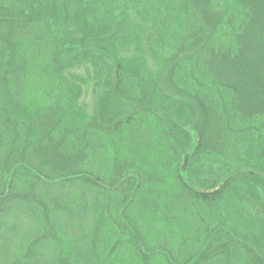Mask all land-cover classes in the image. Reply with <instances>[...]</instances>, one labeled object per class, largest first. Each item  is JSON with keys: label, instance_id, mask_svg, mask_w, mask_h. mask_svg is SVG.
<instances>
[{"label": "rangeland", "instance_id": "rangeland-1", "mask_svg": "<svg viewBox=\"0 0 264 264\" xmlns=\"http://www.w3.org/2000/svg\"><path fill=\"white\" fill-rule=\"evenodd\" d=\"M6 1L8 0L4 2ZM24 1V9L19 11H14L18 7L15 5L16 0L7 4L10 13L19 16L18 22L11 25L0 20V37H6L10 32V40L14 43L11 52L0 54L2 63L0 117H4L12 108L11 101L4 99L6 96L8 98L9 92L12 91V97L16 102L14 104L18 106L16 109H19L17 112L21 113L20 117L16 114L14 118L15 121L18 120L17 123L23 130L25 124L28 123L25 112L23 108L21 109L23 103L27 107V114L30 115L33 111H38V99L44 100L50 97V81L46 80L45 83L38 85L34 78L38 63L36 57L38 43L44 37L42 30L38 29L40 27L38 22L46 21L52 38L55 40L58 58L65 68L63 73L70 81L83 89L79 106L90 116L93 124L106 128L127 117L138 115L144 116L142 123H152L151 126L155 129L160 119H165L164 121L178 127V90L181 89L182 76L204 85L203 77L198 72L197 59L210 47L208 45L211 38L204 18L210 11L211 0H162V3L159 0L160 7L174 6L176 10L174 12L175 22L172 21L176 30L172 37H168L169 39L164 38L155 26L157 24L164 27L168 22V17L164 14L155 22L149 9V6L152 7L150 0H137L142 3L138 5L130 3L133 0ZM226 1L229 4L230 14L235 17L238 32L236 39L243 28V23L239 18L241 0ZM1 13L6 14L7 12L0 9ZM19 19L22 20L20 23ZM125 20L130 26L131 35L128 39L119 37L120 27ZM14 25H16L15 28ZM0 46L9 49L4 43ZM89 49L90 51L86 52ZM140 72L151 75L154 85L153 93L171 101L169 108L161 110L154 105H143L138 102V99L126 98L122 95L119 78H125L127 80L126 89L134 93L140 85L132 80L137 75L139 79ZM8 87L11 88L8 89ZM48 104L46 103V108ZM180 105L183 108V112H180L183 122L190 123L193 118L199 119L201 109L197 103H193V112L188 106ZM203 112L206 117V112L204 110ZM41 120L44 121L40 122L44 125L45 131L48 128L49 132L53 119L47 114L46 116L42 114ZM199 120L198 131L194 121L192 126L189 125L186 129L190 145L186 146L181 154L180 174L182 178L195 189L196 193L212 194L229 179L237 177V185L241 190L233 192L228 190L219 202L204 201V203L201 201L207 220L212 221L213 227L218 225L213 233L208 238V233L212 228L209 227L207 231L203 213L192 204L190 199L186 200L184 196L182 198L180 193L177 199V215L171 210L172 206L167 208V204L176 202V198L174 196L172 199H167L164 194H161L163 189L161 171L158 174L147 176L148 181L150 180V188L146 186L141 198L136 200V188L141 186L140 181L145 176V171L140 164L135 165L137 167H130L132 162L129 165L128 162H124L122 157L129 158L128 153L119 149L116 141L108 135L106 141L110 145L109 150L113 160L111 176L118 183L117 194L120 193L121 198L126 196L127 199L123 206L124 219L129 222L134 231H138L145 249L153 252L151 255L160 257L146 264H156L159 261H163V264H173L176 260L167 256L169 250L178 255V264H202L201 261L209 262L215 257H202L201 261L196 262L197 255L194 253L205 250L208 254L218 255L219 253L224 256L223 250L231 248L234 244L237 247V254H240L238 259L233 260L235 264H264V172L248 166L241 168L238 166L239 163H233L225 156V153H233L235 156H238V153L233 146L228 144L229 135L220 132L217 124L207 135L206 143L210 146V150H202L197 155L202 138L203 118ZM259 124L264 126V122ZM37 128L39 130H34L32 133V140L46 141L47 144L51 139H48L47 135L43 136L40 126ZM56 135L58 144L64 141L70 144L73 142L71 134L65 137L61 134ZM27 137V133L23 131L18 140L21 143L27 142ZM56 146L49 147L52 152L48 150L45 154L49 160L48 169L45 171L49 174L46 175L47 180L36 176L32 169L25 166L16 171L19 173L14 180L17 189L16 201L13 196H7L6 190L4 191L0 171V264H15L20 258L24 259V264H58L62 244H59L57 248L56 240L53 239H60L70 234L79 236L84 226L87 227L91 223L90 216L94 210L88 205H82L79 213H77L79 208L77 209L76 206L75 214L67 212L71 219L74 215L78 217L73 222L67 219L63 221L65 229H60L59 224L55 225L49 221L48 216L53 215L52 211L47 216L42 213L41 209L39 210L45 201L50 203V209L53 207L56 200L53 195L55 193L70 191L72 196H77L81 200L83 195L87 194L86 191L93 198L100 193L99 191L98 193L93 192L95 191L94 186L86 185V177L80 175H66L71 179L78 178L75 183L70 181L60 183V181L52 184L55 177L64 173H72V171L76 172L82 164L81 154L71 156L67 160L62 153L57 151ZM226 147L230 148L225 149ZM4 151H6L5 148L2 152ZM257 152L258 150L253 151L254 155ZM127 180L134 185L130 190L131 184L126 185ZM84 188H86L85 192ZM242 200H247V202L243 203ZM232 202L234 203L231 209ZM238 202H241V208L250 210L251 214L246 215L248 217L235 212ZM253 211L260 213L257 218L261 220L260 222L255 221ZM107 214L111 217L109 208ZM191 221L197 227L202 224L203 229L208 233L201 234L200 227L197 229ZM37 222L40 223L39 228H37ZM59 230L64 231V234L61 235ZM43 235H49L51 239L44 236L41 241L40 237ZM202 240H205L204 246ZM250 250L252 252H249ZM133 254L128 264H137L134 262L137 253ZM191 256L195 261L188 263L187 260ZM231 261V256L225 257L226 264H230Z\"/></svg>", "mask_w": 264, "mask_h": 264}, {"label": "trees", "instance_id": "trees-1", "mask_svg": "<svg viewBox=\"0 0 264 264\" xmlns=\"http://www.w3.org/2000/svg\"><path fill=\"white\" fill-rule=\"evenodd\" d=\"M4 1L0 0V9L7 13H1L0 20L13 25L18 22L19 16L11 14L7 4L14 2V0H11V2L10 0ZM23 1L16 0L18 4L15 3V5L18 7L14 11L24 9L25 1ZM158 1L150 0L149 3L152 7L149 6V9L155 22L162 18L164 14L168 17L169 23L165 21L164 27L157 24L155 26L164 38L169 39L168 37H172L173 32L176 30V26L172 25V21L175 22L174 12L176 10H174V6L160 7ZM130 3L142 4L137 0ZM210 7V11L206 13L204 18L211 38L208 45L210 46L209 52H204L201 57L199 56L200 62L199 58L197 59L198 72L203 77L204 85L182 76L181 89L178 90V127L164 121L165 119H160L161 123H156L157 130L151 126L152 123H142L144 116L138 115V117L136 115L127 117L125 120L106 128L93 124L90 116L79 106L83 89L64 75L65 68L58 58L55 40L52 38L46 21L38 22L40 26L38 29L42 30L44 37L38 43L36 56L38 63L34 71V78L38 85L45 83L46 80L50 81V97L44 100L38 99V111H33L30 115L27 114V107L23 103L24 106L22 105L21 109L23 108L25 118L28 119V123L25 124L23 130L19 127L18 120L15 121L14 118L16 114L20 117L21 113L17 112L19 109H16L18 106L14 104L16 102L12 97V91L9 92L8 98L7 96L4 98L5 101H8V99L11 101L12 108L10 109L12 110L8 108L7 114L0 117V148L2 151L3 148L6 150L4 152L0 150V171L4 191L6 190L7 196H13L14 201H16L17 189L14 180L19 175L16 171L25 166L32 169L36 176L44 177L47 180L46 175L49 174L45 171L48 169L49 164L47 163L49 160L47 156L45 157V154L48 150H50V153L52 152L49 147L58 144V140L55 138L56 134H61L64 137L72 135L73 142L71 144L64 141L62 144H58L56 149L67 160L71 156L81 154L82 164L76 172L72 171V173H64L55 177L52 184L60 181V183L67 181L75 183L78 178L71 179L66 175H80L86 177V185L94 186L95 191L93 192L98 193L99 191L100 193H98V197L93 198L86 191L87 194L83 195L81 200L77 196H72L68 190L69 192L64 191L61 194H53L56 200L54 204L52 203L53 207L51 209L49 202L45 201L44 204H41L39 210L41 209L42 213L47 216L52 211L53 215L48 216L49 221L55 225L59 224L60 229H65L62 224L63 221L67 219L73 222L78 217V215H74L71 219L67 214V212L75 214V206L77 209L79 208L77 213L81 212L82 205H88L94 210L92 216H90L91 223L87 227L84 226L85 228L79 236L70 234L64 235L60 239H53L56 240L57 248L59 244H62L58 264H128L135 252L137 258L134 262L137 264H146V262H151L155 258L160 259V257L151 255L153 252L145 249L143 239L139 237L138 231H134L129 222L124 219L123 206L126 204L127 199L126 196L121 198L120 193L117 194L116 187L118 183L111 176L113 160L112 153L109 150L110 145L106 141L108 135L116 141L119 149L128 153L129 158L122 157L124 162H128V165L132 162L130 167H137L135 165L140 164L145 171V176L141 177L142 181H140L142 184L139 183L141 186L138 187V184V188H136V200L141 198L146 186L148 189L150 188V180L148 181L147 176H152L154 173L158 174L161 171L163 180L161 194H164L167 199H172L174 196L176 198V202L168 203L167 208L172 206L171 210L177 215L178 193L182 198L184 196L186 200L190 199L192 204L196 205L203 213L207 231L209 227L212 230L208 233L203 229L202 224L197 227L195 223L191 222L197 229L200 227L199 232L201 234L208 233V238L218 225L213 227L211 225L212 221L207 220V217H205L206 211L203 209L201 201L207 203L219 202L228 190H232V192L241 190L237 185V177L229 179L212 194L196 193L195 189L184 181L180 174V165L181 154L185 151V147L190 145V138L186 130L187 126H192L194 121L198 131L200 127L199 119L203 118L202 138L199 142L197 155L202 150H210V146L206 143L207 135L213 131L214 125L217 124L220 132L229 135L228 144L233 146L238 153V156L233 155V153H225V156L231 159L233 163H239L238 166L241 168L248 166L264 172V163H261L264 161V126L259 124L264 122V117H262V115L264 116V0H241L239 18L243 23V28L239 32L240 36L236 39L238 32L235 26V17L230 14L227 1L211 0ZM163 9L164 12H162ZM21 21L19 19V23ZM129 32L130 26L125 20L120 27L119 37L128 39L131 35ZM10 37V32L6 37H0V44L4 43L9 48H1L0 46V54H8L14 48V43L10 40ZM88 51L90 49L86 50V52ZM156 53L159 54V52ZM1 68L2 63L0 62V70ZM119 81L120 92L126 98L133 97L132 99H138V102L143 105H154L161 110L171 106V101L153 93V78L148 73L140 72L139 79L137 75L132 80L140 85L134 93L126 89L125 82L127 80L125 78L120 77ZM10 88L8 87V89ZM194 102L201 109V114L198 115L199 119L195 120L193 118L192 122L185 123L182 121L183 116H180V112H183L180 104L188 106L193 112ZM46 103H49L47 108ZM203 110L206 112V117ZM42 114L45 116L47 114L53 119V125L49 132L48 128L45 131L44 125L40 122L43 121L41 120ZM156 115L160 116L161 114ZM39 126L43 131V136L47 135L48 139H51L47 144L46 141L36 142L32 140V133H34V130L38 131L37 127ZM153 130L156 132L154 133ZM23 131L27 133L28 141L21 143L18 139ZM227 147L225 149L230 148ZM257 150V154L254 155L253 151ZM40 153L44 156L41 157ZM259 164L261 165L258 166ZM130 182H132V179H130ZM130 182L127 180L126 185H130ZM133 186L131 184L129 190ZM49 189L51 188L49 187ZM85 190L86 188L83 189L84 192ZM242 202H247V200H242ZM233 203H231V209ZM108 208L111 217H108ZM235 209L237 210L235 212L243 217H248L246 215L251 214L247 208H241V202H238ZM259 214L258 211L254 213L255 221H261L257 219L260 216ZM36 225L39 228L40 223L37 222ZM83 225H86V223H83ZM41 228L43 229L44 225ZM60 233L63 235L64 231H60ZM135 233L136 235H134ZM44 236L51 239L49 235H43L40 237L41 241ZM202 242L204 246L205 240H202ZM131 246L134 248L133 250ZM112 248L114 250H111ZM158 250L162 251L161 249ZM223 252L225 253L224 256L219 253L218 255L208 254L205 250H200L199 253L194 254L197 255L196 262L201 261L202 257H215L209 262L201 261L202 264H226L225 257L227 258V256H231L232 261L230 264H235L233 260L238 259L240 256V254H237L235 244L231 248L223 250ZM249 252H252V250ZM167 253V256H171L176 260L173 264H178V255L170 250ZM192 256L187 260L188 263L195 261ZM141 261L144 262L141 263ZM24 262V259L20 258L15 264H24ZM171 262L173 261L171 260ZM156 264H163V261Z\"/></svg>", "mask_w": 264, "mask_h": 264}]
</instances>
